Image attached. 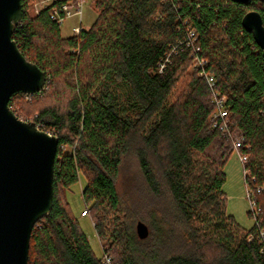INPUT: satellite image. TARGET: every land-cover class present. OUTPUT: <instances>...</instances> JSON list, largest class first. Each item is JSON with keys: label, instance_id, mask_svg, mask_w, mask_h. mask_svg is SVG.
<instances>
[{"label": "trees", "instance_id": "trees-1", "mask_svg": "<svg viewBox=\"0 0 264 264\" xmlns=\"http://www.w3.org/2000/svg\"><path fill=\"white\" fill-rule=\"evenodd\" d=\"M34 1L20 0L12 40L45 86L8 106L58 147L52 208L32 229L28 264H101L65 199L80 176L112 264H264V61L241 25L250 11L264 25V0H91L94 22L68 38L50 8L33 14ZM189 30L197 39L187 46ZM196 49L227 98L230 131L249 146V185L262 188L250 230L226 213L232 151L210 122L208 86L188 71ZM129 158L142 181L126 206L117 180ZM139 221L149 230L142 240Z\"/></svg>", "mask_w": 264, "mask_h": 264}, {"label": "water", "instance_id": "water-1", "mask_svg": "<svg viewBox=\"0 0 264 264\" xmlns=\"http://www.w3.org/2000/svg\"><path fill=\"white\" fill-rule=\"evenodd\" d=\"M247 4L252 0H231ZM20 0H0V264H28L29 241L36 222L47 215L53 201V167L58 139L34 122L18 119L10 110L11 96L40 93L45 74L27 61L12 40L21 21ZM264 61V25L258 12L242 20ZM137 238L149 234L143 222Z\"/></svg>", "mask_w": 264, "mask_h": 264}, {"label": "rangeland", "instance_id": "rangeland-1", "mask_svg": "<svg viewBox=\"0 0 264 264\" xmlns=\"http://www.w3.org/2000/svg\"><path fill=\"white\" fill-rule=\"evenodd\" d=\"M34 3L32 7L33 14L35 15L38 13H36L37 9L35 8ZM39 4L40 0H38L37 2V8L40 7ZM95 18L96 11L91 4V0H87L83 6L82 11V28L85 30L88 29L94 22ZM75 26H78L77 17L72 16L70 18H66L59 26L61 37H71L73 35L72 28ZM194 42L195 41L191 40L190 42H187L186 45L189 46L191 45L190 43ZM70 52L73 53V51ZM190 57H192V62L188 71L193 72L195 71L193 67L194 57L192 56V54L190 55ZM234 134L241 140L242 145L244 146V153L246 154L248 160L249 155L246 153V151L249 149V146L244 144V140L240 135H238L237 133ZM224 173L226 176V180L222 187V190L226 197V213L232 216L235 222L241 228L250 230L254 225L253 216L249 213L252 210V207L246 198V187L244 185L242 166L235 151L231 152V155L229 156L224 166ZM141 179L142 177L137 170L135 161L131 158L126 159L122 164L117 180V190L119 196L121 197L123 202H126V206L134 198V190L137 192L136 188H139V183H141L142 181ZM84 185L85 181L83 177L80 176L79 181L75 185H72L71 187L66 189L65 199L70 207L72 215L76 218L79 226L86 235L94 256L100 259L103 254V242L97 237L90 217L88 215H81L82 211L86 209L81 197V192Z\"/></svg>", "mask_w": 264, "mask_h": 264}, {"label": "built area", "instance_id": "built-area-1", "mask_svg": "<svg viewBox=\"0 0 264 264\" xmlns=\"http://www.w3.org/2000/svg\"><path fill=\"white\" fill-rule=\"evenodd\" d=\"M87 0H40V7L37 8V2L35 1L34 6L37 9L35 12L39 13L41 10L45 8H50V19L52 21H55L59 25L66 19L70 17H77L78 19V26H75L72 28V34L78 35L81 30H84L82 28V11L83 6ZM188 33V42L191 40H196V35L192 30L187 31ZM192 45V43H190ZM198 50H194L192 53V56L194 57L193 60V67L195 71L197 72V75L200 78H203L206 85L209 88L210 93V102L213 105V113L210 116V122L212 124L213 128L218 129L222 135L226 138V140L229 143V147L231 151H235L238 156V160L241 163L242 166V174L244 179V185L246 187V198L248 202L251 204L252 207V213L253 216L257 215L259 213V209L256 206L255 203V196L259 194L262 191V188L256 187L255 189H252L249 185L250 182H254V178H250V172L247 170L244 165L247 162V156L243 152L242 149H244L241 140L235 136V134H232L229 127V121H228V110H227V98L225 95H223L216 87V80L213 75L209 74L205 70V66L207 65L206 60L201 59L197 56H195V53ZM163 68V66H161ZM250 178V179H249ZM250 181V182H249ZM82 216L87 215L86 209L82 211ZM254 224L257 223L254 222ZM258 227V226H257ZM259 229V237L261 239H264V229ZM103 250V249H102ZM101 264H112L111 257L106 254L103 250V254L100 258Z\"/></svg>", "mask_w": 264, "mask_h": 264}]
</instances>
